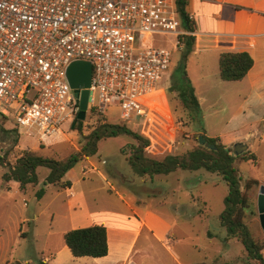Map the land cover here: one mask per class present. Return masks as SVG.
<instances>
[{
  "label": "rangeland",
  "instance_id": "1",
  "mask_svg": "<svg viewBox=\"0 0 264 264\" xmlns=\"http://www.w3.org/2000/svg\"><path fill=\"white\" fill-rule=\"evenodd\" d=\"M148 41L153 47L172 51L170 69L160 82L157 97L150 99L151 105L156 109L148 119L124 124L116 109L108 110L104 116L87 113L81 129H75L77 123L74 130L64 126V135L52 145H43L36 138L25 135L13 118L0 116V157H3L5 166L14 165L23 152L65 160L80 152L83 137L102 121L125 126L148 140L150 146L145 150V157L156 161H162L167 156L182 157L201 147L198 144V137L202 135L199 127L233 130L263 117L255 132L264 137V101L258 96V92L249 103L251 107L242 105L237 91L229 86L232 84L223 83L217 69H210V77L202 83L219 87L201 95L200 99L196 97L200 105L197 115L186 108L178 96V67L185 49L181 38L152 35ZM198 59L199 56L190 58L191 75L192 70L199 74ZM200 80L196 79L199 83ZM237 143L246 145L256 157L255 162L237 159L234 166L242 178L241 190L251 205L249 210L243 212V222L253 240L264 246V231L260 226L256 206L259 187L246 189L249 179L264 177V142L261 143L259 138L251 134V137H242ZM132 145H136V142L127 136L102 140L98 146V156L92 159L94 165L87 164L84 162L86 159H83L65 175L62 181L71 183L67 188H63L61 184L46 185L45 179L50 171L38 168V184L21 189L20 184L14 180L7 183L3 181L6 169L0 167V264H38L48 258L51 252L66 247L63 239L66 232L91 227L92 216L98 213L111 210L126 213L125 203L139 206L152 204L156 209H162L169 202L172 205L169 210L179 216L192 214L191 229L198 236L193 248L206 249L210 253L221 251L226 232L219 217L225 209V198L229 191L222 176L203 169L196 172L178 170L176 174L168 176H138L128 162ZM41 189H44V195L39 200L36 193ZM190 200L196 202L192 207H184V203ZM204 220L207 221L206 225ZM205 226L216 235L212 246H208L205 240ZM228 250L231 256H235L232 262H228L256 263L245 256V248L236 239L231 240ZM262 255L264 257V249ZM200 256L196 254L193 257L200 260ZM218 263H225V260H219Z\"/></svg>",
  "mask_w": 264,
  "mask_h": 264
},
{
  "label": "built area",
  "instance_id": "2",
  "mask_svg": "<svg viewBox=\"0 0 264 264\" xmlns=\"http://www.w3.org/2000/svg\"><path fill=\"white\" fill-rule=\"evenodd\" d=\"M152 35H187L175 0H0V116L54 144L80 113L67 68L84 61L92 65L87 113L148 119L172 59L151 46Z\"/></svg>",
  "mask_w": 264,
  "mask_h": 264
},
{
  "label": "crops",
  "instance_id": "3",
  "mask_svg": "<svg viewBox=\"0 0 264 264\" xmlns=\"http://www.w3.org/2000/svg\"><path fill=\"white\" fill-rule=\"evenodd\" d=\"M186 11L194 23V32H187V35L195 37L192 52L187 60V76L195 96L200 99L201 95L213 92L219 87L202 81L210 77V69L214 71L216 68L219 75L220 54L248 53L254 65L247 76L241 82H222L232 84L229 86L237 91L242 105L251 107L249 103L257 92L264 101V0H188ZM192 56H199V74L195 70H192V75L189 73ZM196 79H201V82ZM153 108L156 109L155 106ZM262 119L263 117L256 118L243 128L212 130L205 126L203 131L206 137L217 138L225 146H232L242 137H251V134L262 143L264 137L255 132ZM262 130L264 131V126ZM94 157L84 162L94 165ZM255 180L260 186L264 185V177ZM194 202L196 201L190 200L184 203V207H192ZM125 204L126 213L111 210L92 216L91 226H104L107 229L108 253L105 257L75 258L69 249L64 247L51 252L43 261L47 264H220L219 260H225V263L221 264H230L235 258L228 250L232 239L226 244L222 243L223 249L215 253L193 248L194 240L198 239V236L193 234L191 229L192 214L179 216L169 210L172 206L169 202L162 206V209H156L152 204ZM204 222L206 225L207 221ZM204 231L208 246H212L216 235L209 232L207 226ZM208 233L212 234L211 238ZM196 254L201 255L200 260L193 257ZM245 256L247 257V253Z\"/></svg>",
  "mask_w": 264,
  "mask_h": 264
},
{
  "label": "trees",
  "instance_id": "4",
  "mask_svg": "<svg viewBox=\"0 0 264 264\" xmlns=\"http://www.w3.org/2000/svg\"><path fill=\"white\" fill-rule=\"evenodd\" d=\"M187 3L188 0H175L176 12L183 30L193 33L194 23L186 11ZM180 38L185 45V49L182 51V59L178 67L180 75L177 88L178 96L186 108L198 115L200 105L186 72L187 60L192 52L195 37L184 35ZM218 64L221 81L241 82L253 68L254 61L248 53H222L219 56ZM81 125L82 122L78 121L75 129H81ZM199 130L207 142L216 147L215 150H209L201 146L185 156H167L162 161H156L145 157V150L150 146L148 140L125 126L112 125L102 121L88 135L83 137L84 143L80 152L70 155L65 160H54L34 152H23L14 165L5 166L3 157H0V167L6 169L3 181L7 183L14 180L20 184L21 189H25L28 185L36 186L38 184L37 169L47 168L50 174L45 179L46 185L61 184L63 188L70 187V182L62 181L65 175L79 161L96 156L99 143L102 140L127 136L136 142V145L130 147L132 154L128 158V162L138 176H168L178 170L196 172L202 169L211 174L221 175L229 189L225 198V209L219 217L220 224L226 232L223 243L226 244L229 239H237L245 248L248 259L255 261V264H264L262 255L264 246L253 240L243 222V212L249 210L251 205L241 190L242 178L239 170L234 166L237 159L242 162H255L256 157L249 151L235 157L229 153V146L222 145L217 138L206 137L203 128L199 127ZM253 186L260 187V184L255 179H249L246 189L248 190ZM43 195L44 189L36 193L39 200ZM208 237L211 238L212 234L208 233ZM63 239L65 246L75 258L90 257L98 259L105 257L108 253L107 229L104 226L94 225L85 229L71 230L64 234ZM38 264L47 263L42 260Z\"/></svg>",
  "mask_w": 264,
  "mask_h": 264
},
{
  "label": "water",
  "instance_id": "5",
  "mask_svg": "<svg viewBox=\"0 0 264 264\" xmlns=\"http://www.w3.org/2000/svg\"><path fill=\"white\" fill-rule=\"evenodd\" d=\"M92 65L89 62L76 61L69 65L67 68V80L70 88L73 90L76 98H79L80 113L77 116L76 122L72 125L71 129L74 130L78 121L84 122L86 119L88 105L90 102ZM199 145L209 150H215L216 147L207 142L201 135L198 137ZM229 153L235 157L242 155L248 151V147L241 143H235L228 150ZM257 211L259 214L260 226L264 231V185L259 187L257 199Z\"/></svg>",
  "mask_w": 264,
  "mask_h": 264
}]
</instances>
